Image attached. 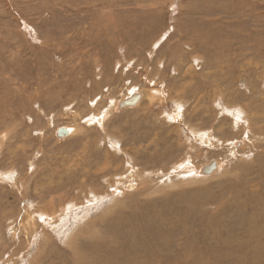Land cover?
I'll return each mask as SVG.
<instances>
[{"label": "rangeland", "instance_id": "374dc122", "mask_svg": "<svg viewBox=\"0 0 264 264\" xmlns=\"http://www.w3.org/2000/svg\"><path fill=\"white\" fill-rule=\"evenodd\" d=\"M136 89L152 102L109 109ZM211 158L206 179L174 168ZM32 205L50 222L28 221ZM252 224L264 231V0H0V264H127L123 236L136 264H264ZM108 229L122 238L99 243Z\"/></svg>", "mask_w": 264, "mask_h": 264}, {"label": "bare ground", "instance_id": "6f19581e", "mask_svg": "<svg viewBox=\"0 0 264 264\" xmlns=\"http://www.w3.org/2000/svg\"><path fill=\"white\" fill-rule=\"evenodd\" d=\"M154 95H155V92H142V90L140 91V90H134V93H132L131 94V96L129 95L128 97L127 96H125L123 99H120V100H118V101H114V100H112V102L110 103V105H109V109L111 108L114 112H116V111H119L120 109L119 108H121V106H122V104L125 106V107H129V108H132V107H136V106H138L139 104H142V103H145V102H152V100L154 99ZM125 99H127V100H125ZM124 101H127V102H125V103H121V102H124ZM123 107V106H122ZM242 110V109H241ZM243 111V110H242ZM240 113V112H239ZM242 114H244V112H241ZM106 114H108V112L106 113ZM105 114V115H106ZM107 116V115H106ZM106 116H104V118H106ZM174 117H176V116H174ZM100 126V125H99ZM60 129V128H59ZM202 130V129H201ZM73 129L72 128H70V127H66V129H60L59 131H58V134H59V136H61V137H64L65 135H71L72 133H73ZM198 131V130H197ZM206 131V130H205ZM197 133V132H196ZM195 134V133H194ZM196 136V138L201 142V143H203V145H205V146H209V145H214L215 144V136L212 134V133H208V135H206L204 132H200V133H198L197 135H195ZM195 138V139H196ZM218 139V138H217ZM219 141V140H218ZM230 143V142H229ZM234 144H232L231 146H230V149L232 150L231 152L233 153V152H237V151H239V150H241V149H243L244 148V146H245V141H243L242 139H235L234 140V142H233ZM224 144V143H223ZM226 146V145H225ZM224 147V146H223ZM193 148V147H192ZM200 148V147H199ZM226 148V147H225ZM227 149V148H226ZM194 150V149H193ZM203 151V150H202ZM190 152V151H189ZM192 152V151H191ZM194 153V152H193ZM192 153V154H193ZM230 153V152H229ZM169 154V153H168ZM187 154V153H186ZM234 154V153H233ZM238 154V153H237ZM240 154V153H239ZM190 155V154H189ZM203 155V154H202ZM184 158V157H183ZM189 159V158H188ZM193 159V158H192ZM178 160H180V159H178ZM191 160V159H190ZM194 161H196L195 159H194ZM193 161V162H194ZM193 163L191 162V161H189V160H183L182 159V161H180L179 163H177L175 166H174V168H176V169H179V171L180 170H186V171H188V172H190V174L191 175H193V174H196V175H198L197 177H199L200 176V178H201V180L203 179V178H207V177H209L212 173H214V172H216V171H218L219 169H221V167L223 166V164L218 160V159H215V158H211V159H207V161H205V163H203L201 166H194V165H192ZM196 164V163H195ZM165 170V169H164ZM167 171V170H166ZM220 171V170H219ZM169 172H170V169H169ZM145 173V172H144ZM167 173V172H166ZM175 173V172H174ZM173 173V174H174ZM177 173H179L178 171H177ZM182 173V172H181ZM184 173V172H183ZM182 173V174H183ZM147 174V173H146ZM189 174V173H188ZM145 175V174H144ZM143 174H142V176H144ZM140 177V178H143V177ZM164 176V175H163ZM177 176V175H176ZM180 176V175H179ZM187 176H189V175H187ZM212 176H213V174H212ZM3 177V176H2ZM1 177V178H2ZM137 177V176H136ZM162 177V176H161ZM173 177V176H172ZM185 177V176H184ZM191 177V176H190ZM193 177V176H192ZM123 178H124V176H123ZM135 178V177H134ZM139 178V177H138ZM138 178H136V179H138ZM139 178V179H140ZM116 179V178H115ZM148 179V178H147ZM146 179V180H147ZM163 179V178H162ZM167 179V178H166ZM199 179V178H198ZM197 179V180H198ZM134 180V179H133ZM141 180V179H140ZM164 180V179H163ZM83 181V180H82ZM135 181V180H134ZM164 181H166V180H164ZM182 181V180H181ZM121 182H124V181H121ZM120 182V183H121ZM133 182V181H132ZM136 182V181H135ZM141 182H142V180H141ZM148 182V181H147ZM190 182V181H189ZM144 183V182H143ZM143 183H142V185H141V188H144V187H142L143 186ZM116 184V183H115ZM133 184V183H132ZM110 185V184H109ZM69 186V185H68ZM112 186V185H111ZM114 186V185H113ZM123 188L122 189H118V190H115V189H113V190H111V195H113V196H116V195H118V196H120V198L122 197V196H125V195H123V193H124V190L126 191V190H128V191H130L129 189L131 188V186H130V184H127L126 185V183L124 182L123 183ZM56 187V186H55ZM64 187V186H63ZM70 187V186H69ZM91 187V186H90ZM134 187V186H133ZM161 187V186H160ZM67 188V187H66ZM71 188V187H70ZM94 188V187H93ZM121 188V187H120ZM135 188V187H134ZM51 189H53V187L51 188ZM55 189H57V188H55ZM69 189V188H68ZM73 189V188H72ZM95 189V188H94ZM132 189V188H131ZM80 190H81V188H80ZM98 190V189H97ZM97 190H96V192H97ZM86 192H87V190H85ZM99 192V191H98ZM109 192H110V190H109ZM109 192H108V194H109ZM56 195H58L57 193H56ZM68 195V194H67ZM105 195V194H104ZM52 196V195H51ZM53 196H55L54 194H53ZM108 196V195H107ZM56 197H58V196H56ZM62 197V196H61ZM88 197H90V196H88ZM126 197V196H125ZM85 198V197H84ZM100 198H101V196H100ZM107 198V197H106ZM112 198V197H111ZM119 198V197H118ZM122 198H124V197H122ZM122 198H121V200H122ZM59 199H61V198H59ZM86 199V198H85ZM102 199V198H101ZM52 200V199H51ZM111 200V199H110ZM119 200V199H118ZM117 200V201H118ZM59 201V200H58ZM120 201V200H119ZM78 203H79V201H77ZM103 203V202H102ZM39 204V203H38ZM60 204H62V203H60ZM64 204V203H63ZM37 205V204H36ZM35 205V206H36ZM71 205V204H70ZM116 206H117V204H115ZM60 206V205H59ZM74 206H76V205H74ZM29 207H31V206H29ZM32 207L33 208H35L33 205H32ZM38 207L39 206H37L36 208H35V210H38L37 212H31V211H28L27 212V214H26V218H28V221H33V218L34 217H46V218H48L46 221H43V222H46L47 223V221L49 220V222H50V220L52 219V217L51 218H49L44 212H40L41 211V209H38ZM79 207H81L80 205H79ZM82 207H84V206H82ZM71 208V207H70ZM73 208H75V207H73ZM90 208V207H89ZM133 208V207H132ZM246 208V207H245ZM43 209V208H42ZM72 209V208H71ZM76 209H77V207H76ZM85 209V208H84ZM92 209V208H91ZM111 209V208H110ZM109 209V210H110ZM117 209V208H116ZM131 208L129 207V210H130ZM33 210V209H32ZM140 210V209H139ZM261 210V209H260ZM66 211H68V210H66ZM71 211V210H70ZM149 211H150V209H149ZM78 212V211H77ZM90 212V211H89ZM146 212H147V210H146ZM151 212V211H150ZM164 212V211H163ZM175 212V211H174ZM54 213V212H53ZM75 213V212H74ZM144 213V212H143ZM76 214V213H75ZM79 214V213H78ZM53 215V214H52ZM58 215V214H57ZM61 215V214H60ZM70 215V214H69ZM68 215V213H67V216H69ZM86 215V214H85ZM89 215H90V213H89ZM136 215V214H135ZM187 215V214H186ZM80 216V215H79ZM82 216V215H81ZM105 216V215H104ZM106 216H107V214H106ZM140 216H144V217H151V216H154V215H149V214H146V213H144L143 215H140ZM140 216H138V217H140ZM63 217V216H62ZM86 217V216H85ZM69 218V217H68ZM80 218V217H79ZM82 218V217H81ZM89 218V217H88ZM152 218V217H151ZM17 219V218H16ZM24 219V218H23ZM44 219V218H43ZM63 219V218H62ZM158 219V218H157ZM240 219V218H239ZM239 219H237V220H239ZM20 220V219H19ZM22 220V219H21ZM27 220V219H26ZM38 220V219H37ZM41 220V219H40ZM58 220V219H57ZM56 220V221H57ZM83 220V219H82ZM246 220V219H245ZM79 221V220H78ZM84 222H85V220H83ZM94 221V220H93ZM161 221V219H159V222ZM185 221V220H184ZM242 221V220H241ZM247 221V220H246ZM52 222V221H51ZM65 222V221H64ZM82 222V221H81ZM239 222V221H238ZM23 223H24V221H23ZM22 223V224H23ZM63 223V222H62ZM68 223V222H67ZM78 223H80V222H78ZM218 223V222H217ZM219 223H221V222H219ZM242 223V222H241ZM248 223V222H247ZM16 224V223H15ZM21 224V225H22ZM50 224V223H49ZM60 224V223H59ZM66 224V223H65ZM83 224V223H82ZM91 224V223H90ZM157 224V223H156ZM156 224H154V223H152V221H150V223H149V229H148V232L150 233V232H152L154 235H153V237L152 238H154V239H152V242H154V241H157L159 238H162L164 241H165V235L160 231V227H159V225H156ZM162 224H163V222H162ZM165 224V223H164ZM235 224H237V223H235ZM240 224V223H239ZM250 224V223H249ZM20 225V224H19ZM77 225V224H76ZM80 225V224H79ZM78 225V226H79ZM108 225V224H107ZM209 225H211V224H209ZM220 225V224H219ZM43 226V225H42ZM77 226V227H78ZM108 226H110V224L108 225ZM116 226V225H115ZM239 226V225H238ZM52 227V226H51ZM56 227H57V225H56ZM74 227V226H73ZM82 227V226H81ZM80 227V228H81ZM134 227V226H133ZM136 227V226H135ZM208 227V226H207ZM241 227V226H240ZM243 227H244V225H243ZM246 227V226H245ZM25 228V227H24ZM113 228V227H112ZM215 228H217V227H215ZM260 228V226H253V224H252V226L250 227V228H248L249 230H250V234H253V235H255V234H262V235H264V231H262V230H260L259 229ZM9 229V228H8ZM50 229V228H49ZM77 229H79V228H77ZM263 229V228H262ZM211 230V229H210ZM31 231V230H30ZM74 231V230H73ZM78 231V230H77ZM142 231V230H141ZM145 231V230H144ZM204 231V230H203ZM215 231H217V230H215ZM214 231V232H215ZM246 231V230H245ZM13 233H15L14 231H12ZM45 232V231H44ZM69 232V231H68ZM166 232V231H165ZM213 232V233H214ZM249 232V231H248ZM9 233V232H8ZM11 233V232H10ZM74 233V232H73ZM88 233V232H87ZM92 233V232H91ZM104 233H106V234H108L109 235V237H107V236H104L103 238L104 239H102L99 243H102V244H105V241H106V239H105V237L106 238H110V239H114V240H118V237L120 236L118 233H117V231L116 230H112V229H108L107 231H104ZM103 233V234H104ZM205 233H206V231H205ZM208 233V232H207ZM217 233V232H216ZM36 234H38V232H36ZM86 234V233H85ZM227 234V233H226ZM14 235V234H13ZM15 235H17V234H15ZM24 235H25V232H24ZM92 235V234H91ZM147 235V234H146ZM215 235V234H214ZM243 235H244V233H243ZM247 235V234H246ZM82 236V235H81ZM87 236V235H86ZM93 236V235H92ZM226 236V235H225ZM224 236V237H225ZM256 236V235H255ZM33 237V236H32ZM74 237H75V235H74ZM121 237V236H120ZM124 237V240H123V243H122V246H123V249H127V251L129 252V253H127V252H125V253H123L122 254V256L124 255V258L126 259V260H124V261H126V263L127 264H136L135 263V261L131 258V256H130V254L131 253H135V252H139V250L140 249H138V248H136V247H133L132 246V242L130 243V236H123ZM173 237V236H172ZM196 237V236H195ZM213 237V236H212ZM219 237H221L220 235H219ZM227 237V236H226ZM225 237V238H226ZM229 237V236H228ZM231 237V236H230ZM247 237V236H246ZM19 238V237H18ZM122 238V237H121ZM144 238V237H143ZM202 238V237H201ZM224 238V239H225ZM242 238H243V236H242ZM255 238V237H254ZM73 239V238H72ZM71 239V240H72ZM85 239H86V237H85ZM169 239H170V237H169ZM213 239V238H212ZM250 239V238H249ZM251 239H253V237L251 238ZM19 240H21V239H19ZM79 240V239H78ZM81 240V239H80ZM84 240V239H83ZM90 240V239H89ZM95 240V239H94ZM167 240V239H166ZM230 240V239H229ZM228 240V241H229ZM258 240V239H257ZM18 241V240H17ZM22 241H23V239H22ZM22 241L19 243V244H22ZM28 241V240H27ZM32 241V240H31ZM35 241V240H34ZM135 241V240H134ZM214 241V240H213ZM223 242H224V240H222ZM234 241V240H233ZM232 241V242H233ZM24 242V241H23ZM30 242V241H29ZM66 242H68V241H66ZM71 242V241H70ZM205 242H206V238H205ZM214 242H217V241H214ZM72 243H73V241H72ZM75 243V242H74ZM91 243H92V241H91ZM145 242L143 241V239L140 237V239H139V243H138V247H141L143 244H144ZM180 243V242H179ZM19 244H17V245H19ZM45 244H47V243H45ZM217 244V243H216ZM241 244V243H240ZM259 244V243H258ZM85 245V244H84ZM120 245V244H119ZM170 245V244H169ZM252 245V244H251ZM264 245V244H263ZM70 246V245H69ZM111 246V245H110ZM216 246V245H215ZM234 246V245H233ZM253 246V245H252ZM81 247V246H80ZM92 247H94V246H91V245H89V246H87V249H92ZM206 247V246H205ZM204 247V248H205ZM256 247V246H255ZM214 248V247H213ZM223 248V247H222ZM246 248H248L247 246H246ZM254 248V247H253ZM71 249H73V253H75V254H79L80 255V257H83L84 258V254H86V253H84V252H82L81 251V249L79 248V245H78V243L76 242L75 244H73L72 245V248ZM70 249V250H71ZM227 249V248H226ZM225 249V250H226ZM231 249V248H230ZM230 249H229V251H230ZM237 249V248H236ZM242 249V248H241ZM208 250H210V251H208V253H212V251H211V249L209 248ZM244 250H245V248H244ZM28 251V250H27ZM147 251V250H146ZM200 251V250H199ZM221 251V250H220ZM227 251H228V249L226 250V254H229L230 252H228L227 253ZM237 251H238V249H237ZM219 252V251H218ZM242 252V251H241ZM23 253V252H22ZM224 253V254H225ZM245 253V252H244ZM74 254V255H75ZM202 254H206V253H202ZM221 254H222V256H225L223 253H222V251H221ZM231 254V253H230ZM255 254V253H254ZM186 255H191V253H189V254H186ZM239 255H241L242 256V254H239ZM238 255V256H239ZM250 255V254H249ZM252 255V254H251ZM229 256V255H228ZM241 256H240V259H241V261H243L242 260V258H241ZM244 256V255H243ZM216 257V256H215ZM249 257V256H248ZM78 258V257H77ZM77 258H76V260H77ZM92 258V257H91ZM239 258V257H238ZM244 258V257H243ZM251 258V257H250ZM4 259V258H3ZM183 259V258H182ZM188 259V258H187ZM254 259V258H253ZM253 259L252 260H250V261H253ZM7 260V259H6ZM5 260V261H6ZM8 261V260H7ZM79 261V260H78ZM100 261V260H99ZM247 261V260H246ZM245 260H244V262H246ZM259 261H260V259H259ZM197 262V261H196ZM243 262V263H244ZM255 262V261H254ZM96 263V262H95ZM145 262L143 261V262H141V264H144ZM156 264H171V262L169 261V259L167 258V260H159V261H156L155 262ZM251 263V262H250ZM253 263V262H252ZM78 264V263H77ZM255 264V263H254Z\"/></svg>", "mask_w": 264, "mask_h": 264}, {"label": "water", "instance_id": "95a60500", "mask_svg": "<svg viewBox=\"0 0 264 264\" xmlns=\"http://www.w3.org/2000/svg\"><path fill=\"white\" fill-rule=\"evenodd\" d=\"M125 100H127V99H125ZM125 102H127V101H124V102H121V103H125ZM122 106H124V105L122 104ZM122 106H121V107H122Z\"/></svg>", "mask_w": 264, "mask_h": 264}]
</instances>
